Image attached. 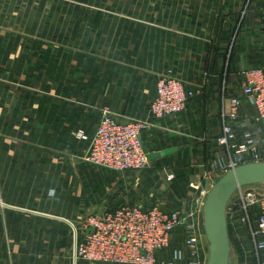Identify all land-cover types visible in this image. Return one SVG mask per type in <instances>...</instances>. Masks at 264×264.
<instances>
[{
	"label": "crops",
	"instance_id": "0c3cea01",
	"mask_svg": "<svg viewBox=\"0 0 264 264\" xmlns=\"http://www.w3.org/2000/svg\"><path fill=\"white\" fill-rule=\"evenodd\" d=\"M15 1L23 3L19 18L27 21L21 50L10 42L11 31L1 33L7 41L0 43V205L23 214V235L36 238L34 264H88L74 259L81 231L78 239L70 238L65 226L79 222L81 212L107 208L102 203H111L113 195L128 191L129 200L135 188L153 181L159 166L173 182L175 162H183L181 180L189 195L190 184L202 188L207 174L216 178L240 161L217 143L223 135L220 114L224 100L241 97L244 71L264 74V0ZM168 71L195 96L181 113L153 119L156 83ZM240 99L230 142L261 147L264 129ZM104 112L121 124L147 123L141 134L146 153H169L140 172L88 164V143L76 133L91 138ZM22 133V140L14 138ZM45 222L52 226L46 252L45 231L38 229ZM243 228L235 247L229 237L231 250L256 264ZM182 234L180 228L173 232L174 247ZM18 248L14 244L12 253ZM13 257L9 251L6 264H19Z\"/></svg>",
	"mask_w": 264,
	"mask_h": 264
},
{
	"label": "built area",
	"instance_id": "2783aa9c",
	"mask_svg": "<svg viewBox=\"0 0 264 264\" xmlns=\"http://www.w3.org/2000/svg\"><path fill=\"white\" fill-rule=\"evenodd\" d=\"M242 76V100L252 107L255 121L264 129V74L259 69H249ZM194 96L183 81L168 71L157 80L150 116L160 119L179 114ZM240 98L224 100L220 114L223 135L217 143L229 154L241 157L240 161L230 162L227 171L238 165L264 163V152L257 144L230 142L240 115ZM146 126L140 121L121 124L104 112L91 138L83 131L76 133L77 140L88 143L83 160L116 173L143 170L149 163L141 141ZM204 180L206 186L202 188L200 184H190L199 196L189 200L183 210L123 206L88 216L81 225L82 236L75 244L74 259L88 264H157L159 254L167 252L173 232L180 228L185 251L181 257L176 251L168 253L161 264H206L208 252L201 242L204 233L200 218L213 177L207 174ZM226 216L227 224L241 223L247 230L255 263L264 264V193L252 186L239 188L227 204Z\"/></svg>",
	"mask_w": 264,
	"mask_h": 264
},
{
	"label": "rangeland",
	"instance_id": "374dc122",
	"mask_svg": "<svg viewBox=\"0 0 264 264\" xmlns=\"http://www.w3.org/2000/svg\"><path fill=\"white\" fill-rule=\"evenodd\" d=\"M2 0H0V43L1 42H6L7 41V36L5 39L4 36L1 34L3 33V30H6V32L11 31L12 32V38L10 39V42L12 43L13 46H18L20 47V50L23 48V20L22 18H19L22 10L23 3L17 2L14 0H11L10 2L2 3ZM260 133L262 136H264V130H260ZM13 137V136H12ZM14 138L17 140H22L23 139V133L20 134L18 137L17 135H14ZM247 144V143H246ZM261 151L264 152V143L259 147ZM183 162L176 161L175 162V167L177 169L176 174L177 176V181L173 182H167L170 181L167 178L165 179V173L163 172L161 166L156 168V170H153L152 175H153V181L145 184V186H141L138 188H135L133 194H131V198L127 200L128 198L124 195L127 194L128 191H124L125 193L123 196L121 194L119 195L120 198H117L116 196H112L111 203L107 202L105 204L102 203L103 205L107 206V208H103L102 206H99L95 211H87V212H81V220L79 222L74 223L72 226H65L66 230L69 231L70 238L73 236H80V231H81V225L83 224V221L90 215H94L97 213H102L106 211H111L107 209H118L123 206H137V207H142V208H148L151 206H158L161 209L165 211H175L178 210L179 204L182 202H185V200H191V199H196L198 196L197 194H193V190L189 187L190 190H192V194L187 191V187L184 183H182V176H183ZM142 171V170H140ZM139 171V172H140ZM227 171L226 170H223ZM225 174L222 173L220 176L213 178V182L223 176ZM167 180V181H166ZM212 182V183H213ZM254 189L257 191H261L264 193V185H255L252 186ZM196 192V191H195ZM123 193V192H122ZM126 197V198H124ZM132 199V200H131ZM84 202V201H83ZM82 202V203H83ZM117 202V203H116ZM112 203H116L114 207L109 206ZM84 206V205H83ZM88 206V205H86ZM109 206V207H108ZM0 205V221H10L9 224L6 226H2L0 224V242L3 244H7L8 249H7V254L6 250L3 247H0V264H6L7 260L6 258L9 257V251L12 256H16L13 258H17L19 261V264H34V253L33 251L35 250L34 248V243L36 238H27L26 236L23 235V230L27 228H23V214L21 213H16L14 211H7L1 209ZM106 210V211H104ZM26 218L31 219L34 217H29L26 216ZM19 224H17V223ZM241 223L238 224H228V235L229 237H232V242L235 247L236 244V237H239V234L242 231ZM54 226V225H53ZM30 228V227H29ZM31 229H36L35 227H31ZM44 230L45 234L43 237L42 242H44V251L46 252L47 246L49 245V240L52 239L50 234L47 233L52 229L51 225H47L45 222L44 226L42 228H38ZM244 229V228H243ZM245 230V229H244ZM246 231V230H245ZM183 235V234H182ZM231 235V236H230ZM241 239L242 235L240 234ZM182 243L178 247H174L177 245H173L172 243L169 245L167 254L176 251L178 253V256L181 257L183 252L185 251V246L183 243L184 240V235L182 236ZM177 238H179L177 236ZM18 244L19 248L17 249V253H12V247L14 244ZM48 244V245H47ZM1 245V243H0ZM71 243H69L68 250L71 249ZM60 249V248H57ZM67 250V248H66ZM235 249L231 250V260L232 264H248V262H243V260H240L236 256V252L234 251ZM61 258V257H60ZM59 258V259H60ZM166 258V257H165ZM208 258V254H207ZM55 257L54 262L59 261ZM62 259V258H61ZM52 261V259H51ZM207 261V260H206ZM79 264V263H77ZM157 264H161V262H157Z\"/></svg>",
	"mask_w": 264,
	"mask_h": 264
},
{
	"label": "water",
	"instance_id": "95a60500",
	"mask_svg": "<svg viewBox=\"0 0 264 264\" xmlns=\"http://www.w3.org/2000/svg\"><path fill=\"white\" fill-rule=\"evenodd\" d=\"M168 153L147 154V158L153 161ZM255 185H264V163L238 166L216 179L210 187L207 186L208 192L202 207L204 236L201 239L208 251L206 264H232L227 204L239 188Z\"/></svg>",
	"mask_w": 264,
	"mask_h": 264
},
{
	"label": "trees",
	"instance_id": "16d2710c",
	"mask_svg": "<svg viewBox=\"0 0 264 264\" xmlns=\"http://www.w3.org/2000/svg\"><path fill=\"white\" fill-rule=\"evenodd\" d=\"M170 254H171V252H170ZM170 254H169V255H170ZM167 257H168V254H167L166 258H167Z\"/></svg>",
	"mask_w": 264,
	"mask_h": 264
}]
</instances>
